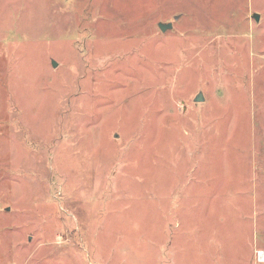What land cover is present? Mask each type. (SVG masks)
<instances>
[{
    "label": "rangeland",
    "instance_id": "1",
    "mask_svg": "<svg viewBox=\"0 0 264 264\" xmlns=\"http://www.w3.org/2000/svg\"><path fill=\"white\" fill-rule=\"evenodd\" d=\"M258 250L264 0H0V264Z\"/></svg>",
    "mask_w": 264,
    "mask_h": 264
},
{
    "label": "water",
    "instance_id": "2",
    "mask_svg": "<svg viewBox=\"0 0 264 264\" xmlns=\"http://www.w3.org/2000/svg\"><path fill=\"white\" fill-rule=\"evenodd\" d=\"M179 17L178 16H176L175 18H174V20H177ZM252 18L255 20V22H258V20H259V15L257 14V13H253L252 14ZM157 27L159 28V30L161 31V32H166V31H168V30H171L172 28H173V25H172V23L171 22H167V23H165V22H159L158 24H157ZM52 66L53 67H55L56 66V63L54 62V61H52ZM204 100V98H203V95H202V93H198L196 96H195V98H194V102H196V103H198V102H202Z\"/></svg>",
    "mask_w": 264,
    "mask_h": 264
},
{
    "label": "built area",
    "instance_id": "3",
    "mask_svg": "<svg viewBox=\"0 0 264 264\" xmlns=\"http://www.w3.org/2000/svg\"><path fill=\"white\" fill-rule=\"evenodd\" d=\"M255 257L258 263L264 264V250L256 251Z\"/></svg>",
    "mask_w": 264,
    "mask_h": 264
}]
</instances>
